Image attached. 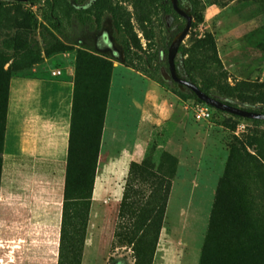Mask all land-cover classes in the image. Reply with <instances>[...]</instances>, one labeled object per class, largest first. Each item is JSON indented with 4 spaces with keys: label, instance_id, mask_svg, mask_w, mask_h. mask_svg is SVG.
Wrapping results in <instances>:
<instances>
[{
    "label": "rangeland",
    "instance_id": "rangeland-1",
    "mask_svg": "<svg viewBox=\"0 0 264 264\" xmlns=\"http://www.w3.org/2000/svg\"><path fill=\"white\" fill-rule=\"evenodd\" d=\"M116 1L125 11L139 13L130 3L133 0ZM191 1L197 12L182 46L188 49L209 34L215 40L217 58L214 62L193 61L197 81L211 80L220 88H238L241 94L234 92L230 103L241 109L264 106V0ZM13 2L0 0L1 93L7 78L18 72L52 74L61 70L66 76L65 68L71 67L74 80L81 52L98 59L86 69L92 77L96 72H110L111 92L106 101L101 157L94 176L81 264H134L131 247L118 239L116 232L129 216L130 223L140 217L141 205L152 189L156 192L151 203H159L166 182L170 186L150 264H199L209 230L213 232L212 262L223 255L227 259L242 257L251 245L259 246L264 241V169L250 156H256V150L264 151V124L217 110H212L207 121L193 119L184 102L194 99L177 91L163 69L155 75L158 92L154 95L158 99L150 103L146 121L139 124L137 106L148 85L145 80L150 79L123 66L113 17L101 10V1L84 0L92 11H99V25L95 17L85 23L71 18L63 23L60 35L54 33L57 41L40 26L44 0L18 6ZM132 23L145 47L146 40L134 17ZM145 28L148 33L149 26ZM164 34L163 29L159 33L155 30L150 46L160 51L161 58ZM15 40L29 48L21 49ZM3 99L4 93L0 131ZM239 125L244 128L238 129ZM133 164L138 173L134 181L129 175ZM124 193L128 209L123 219L119 209ZM60 220L51 227H59ZM50 231H38L35 240L24 243L17 239L7 242L0 231L1 246L8 250V246L18 247L17 254L0 250V264H57L58 233Z\"/></svg>",
    "mask_w": 264,
    "mask_h": 264
},
{
    "label": "trees",
    "instance_id": "trees-1",
    "mask_svg": "<svg viewBox=\"0 0 264 264\" xmlns=\"http://www.w3.org/2000/svg\"><path fill=\"white\" fill-rule=\"evenodd\" d=\"M36 1L38 0H31L29 3L33 4ZM97 1H101V10L109 11L113 17V25L117 34L116 41L122 50L123 66L143 74L156 83H158V80L155 75L161 69L169 75L166 58L167 48L173 37L178 34L185 25V20L174 12L170 0H129L135 9L139 10L138 14H131L127 10L125 11L116 0L115 2H113V0ZM13 4L18 6L21 2L14 1ZM177 5L180 10L191 17L197 12L196 4L191 0H178ZM92 17H95L94 21L99 25L101 19L99 11H92V6L84 5V0H44V8L41 16L43 23H41L40 26L44 32L51 35L56 40L54 33L60 35L61 27L64 22L68 23L71 18H75L79 22L85 23L86 21H91ZM132 17H134L135 25H137L138 30L144 35L146 40L145 47L142 46L140 38H138L134 30ZM36 23L35 21V24ZM146 25L149 26L148 33L145 28ZM161 29L165 31L161 39L162 58L159 50L150 49V46L154 44V31L157 30L159 33ZM14 43L21 49L29 48V45L25 42L15 40ZM178 54L179 57L175 58V71L178 78L188 80L197 85L206 95L232 105L230 99H232V94L234 92H240L238 88H220L211 80H204L199 83L196 78L195 68L192 65L195 60L205 63L214 62L215 59H217L215 40L211 35L207 34L197 39L188 49L181 45L178 49ZM84 56L87 58H84ZM95 60L97 61L98 59L81 52L79 62H77L75 66L76 73L73 80L74 98L69 146L66 158L57 264H81L90 202L92 199L94 176L97 169L101 132L106 113V101L108 99L107 90L110 85V72H103L102 74L96 72L92 77V73L86 70L89 68L88 64ZM153 67H155L154 72H151V68ZM102 69L104 70L103 66ZM11 76L7 78L2 93V84L0 81V104H2L1 95L4 93L3 104L5 110L2 130L0 131V153L2 152L3 146L8 86ZM172 84L180 93L189 96L190 99H194L199 103H203L198 100L189 89L173 81ZM248 110L264 112V106H259L254 110ZM233 117L243 119L236 116ZM244 120L255 124H264V120ZM254 141L259 140L254 139ZM247 144L249 146L254 145L253 142H248ZM255 153L257 157L253 155L250 156L264 169V151L256 150ZM136 166L137 165L133 164L129 169V175L133 177V181L136 180V174H138L134 172L133 169ZM169 186V182H166L164 187L165 195L157 204L151 203L156 192L152 189L150 194L146 197L145 203L141 205L140 217L130 223L132 216H129L127 220H125V224L122 222V225H120L121 229L116 232V237L124 240L126 245L131 247L134 264L151 263L154 241H156L158 228L166 206ZM260 193L262 196L263 191L261 190ZM218 201L220 202L219 197L217 198V204H215L217 206ZM127 202L128 197L124 193L119 209L121 218H123L125 211L128 209ZM214 212H216V208ZM214 212L213 217L211 216V222L209 223L211 229L214 225ZM249 217L247 220L252 223V218ZM212 233L213 232L209 230L203 244L199 264H215L217 261L216 264H264V241H261L259 246L251 245L250 251L248 250L249 252H245L242 257L238 256L237 258L227 259L223 255L220 256L218 260L212 262L210 256ZM262 238L264 240V237Z\"/></svg>",
    "mask_w": 264,
    "mask_h": 264
},
{
    "label": "crops",
    "instance_id": "crops-1",
    "mask_svg": "<svg viewBox=\"0 0 264 264\" xmlns=\"http://www.w3.org/2000/svg\"><path fill=\"white\" fill-rule=\"evenodd\" d=\"M72 75L24 71L10 78L0 153V231L7 242H32L38 231L50 230L59 239L60 226L51 225L61 218L74 98ZM145 81L148 85L137 106L139 124L146 121L150 103L158 99L156 84ZM104 130L105 122L98 158ZM8 247L0 245V250L17 254L18 247Z\"/></svg>",
    "mask_w": 264,
    "mask_h": 264
},
{
    "label": "water",
    "instance_id": "water-1",
    "mask_svg": "<svg viewBox=\"0 0 264 264\" xmlns=\"http://www.w3.org/2000/svg\"><path fill=\"white\" fill-rule=\"evenodd\" d=\"M13 1L28 2L31 0H13ZM170 2H171L174 12L185 20V25L183 29L173 37V39L171 40L167 48L166 58H167V64H168V73H169L171 80L174 83H177L179 85L184 86L186 89H189L191 92L194 93V95L196 96L198 100L202 101L205 105L211 107L214 110L224 112L229 115H233V116L240 117L243 119L264 120V112L250 111L247 109H241L239 107H236L230 104H226L222 101H219L215 98H212L206 95L194 83L177 77L176 71H175V58L178 53L179 47L182 45V42L185 39L191 27L192 17L178 8V5H177L178 0H170Z\"/></svg>",
    "mask_w": 264,
    "mask_h": 264
},
{
    "label": "built area",
    "instance_id": "built-area-1",
    "mask_svg": "<svg viewBox=\"0 0 264 264\" xmlns=\"http://www.w3.org/2000/svg\"><path fill=\"white\" fill-rule=\"evenodd\" d=\"M64 73L66 76L71 75L73 73V69L69 67L65 68ZM51 75L61 76L62 71L61 70L53 71ZM184 109L187 111L188 114H190V116L193 119L198 121H207L212 117V110H213L212 108L205 105L204 103H199L194 100H187L186 102H184ZM243 128H244L243 125L238 126V129H243Z\"/></svg>",
    "mask_w": 264,
    "mask_h": 264
}]
</instances>
